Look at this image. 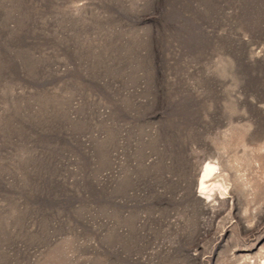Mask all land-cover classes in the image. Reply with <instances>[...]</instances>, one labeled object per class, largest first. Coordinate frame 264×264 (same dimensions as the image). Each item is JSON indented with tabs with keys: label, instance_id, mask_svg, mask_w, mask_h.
<instances>
[{
	"label": "rangeland",
	"instance_id": "1",
	"mask_svg": "<svg viewBox=\"0 0 264 264\" xmlns=\"http://www.w3.org/2000/svg\"><path fill=\"white\" fill-rule=\"evenodd\" d=\"M0 264H264V0H0Z\"/></svg>",
	"mask_w": 264,
	"mask_h": 264
},
{
	"label": "bare ground",
	"instance_id": "2",
	"mask_svg": "<svg viewBox=\"0 0 264 264\" xmlns=\"http://www.w3.org/2000/svg\"><path fill=\"white\" fill-rule=\"evenodd\" d=\"M200 186H201L200 187L201 192L207 191V187L205 186V182L204 181L201 182V185Z\"/></svg>",
	"mask_w": 264,
	"mask_h": 264
}]
</instances>
